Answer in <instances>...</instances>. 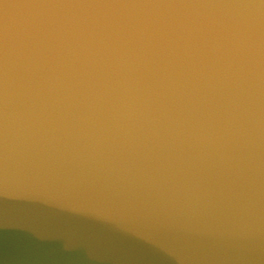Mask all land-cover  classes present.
<instances>
[{"label": "water", "instance_id": "95a60500", "mask_svg": "<svg viewBox=\"0 0 264 264\" xmlns=\"http://www.w3.org/2000/svg\"><path fill=\"white\" fill-rule=\"evenodd\" d=\"M0 264H264V0H0Z\"/></svg>", "mask_w": 264, "mask_h": 264}]
</instances>
